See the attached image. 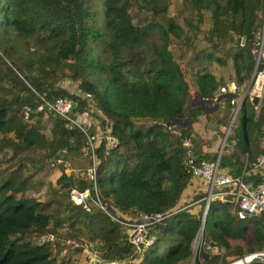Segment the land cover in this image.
<instances>
[{
    "label": "trees",
    "instance_id": "1",
    "mask_svg": "<svg viewBox=\"0 0 264 264\" xmlns=\"http://www.w3.org/2000/svg\"><path fill=\"white\" fill-rule=\"evenodd\" d=\"M263 5L264 0H0V264H82L87 252L107 263L189 264L199 208L180 209L164 226H153L154 240L139 256L122 226L93 204L90 186L88 211L73 204L69 189L86 181L55 160L59 150L70 166L71 155L86 153L88 159L86 137L77 127L66 128L44 103L68 96L74 111L85 110L115 136V147L102 140L96 148L102 166L95 182L103 205L130 218L171 209L190 184L181 139L194 141L192 125L204 113L194 96L211 100L228 78L242 90ZM229 32L241 36L240 45L225 46ZM255 101L246 97L241 104L219 156L231 174L239 171L243 154L252 160L264 150V98L257 116ZM94 128L88 127L89 135ZM212 155L204 152L195 160ZM263 221L262 214L237 219L227 203L211 199L203 229L212 253L205 260L212 262L220 247L234 257L260 249Z\"/></svg>",
    "mask_w": 264,
    "mask_h": 264
},
{
    "label": "built area",
    "instance_id": "2",
    "mask_svg": "<svg viewBox=\"0 0 264 264\" xmlns=\"http://www.w3.org/2000/svg\"><path fill=\"white\" fill-rule=\"evenodd\" d=\"M262 18V27L256 32L253 45L250 48L253 59L251 74L247 82L243 84L242 90H238L235 80L228 78L224 84L219 86L212 99L208 101L209 104L215 101L219 104L227 103L229 107L226 119L222 124V135L218 138L217 151H214L211 158H199L196 161L197 154L194 152L196 138L194 141L189 136H184L181 139V145L185 149V157L182 162L185 170L189 173L188 181L190 184L171 209L154 213L141 212L134 218L119 215L110 208L107 210V207L100 202L96 188V168L99 163L96 157V148L102 140L108 149L115 147L117 144L115 136L109 132L107 127L100 128L97 126L98 121H94L85 110L74 111V103L70 97L58 96L52 101L44 100L45 106L53 114L63 119L66 128L77 127L86 137L85 143L88 146L89 161L83 168H79L76 174L77 179L86 181V184L82 188L72 186L68 192L69 198L73 204L88 211L86 197L89 198L90 186L93 190L91 197L93 204L101 209L115 224L122 226L127 241L134 246L139 256L140 252L154 240V236L150 232L153 226H164L167 218L175 211L195 207L199 208V222L191 242L189 264H250L251 262L264 264V244L260 249L249 250L237 257L224 256L226 250L220 247L215 252L214 260L210 263L207 262L205 259L211 257L212 247L205 240L203 229L209 202L214 198L221 203H227L230 215L237 219L242 220L259 214L264 216V150L257 152L252 160L247 158L246 153L243 154L240 157V169L236 174H231L227 167L219 164V156L241 104L246 97L248 99L255 97L256 101L253 108L255 116H257L264 98V13ZM61 84L69 91H76L70 81H62ZM90 125L95 126L92 136L87 131ZM259 128L264 130V123H261ZM173 132L179 134L177 129H173ZM55 162L60 163L64 171L78 170V168L70 166L63 157L58 156ZM261 227L264 231V221L261 223ZM87 257L88 263L95 260L90 253H87ZM131 264H135V259L132 260Z\"/></svg>",
    "mask_w": 264,
    "mask_h": 264
},
{
    "label": "rangeland",
    "instance_id": "3",
    "mask_svg": "<svg viewBox=\"0 0 264 264\" xmlns=\"http://www.w3.org/2000/svg\"><path fill=\"white\" fill-rule=\"evenodd\" d=\"M264 53V52H263ZM227 75V74H226ZM229 76L227 75L226 77H225V79L226 78H228ZM74 85H72V87H73ZM195 96H194V101H195ZM210 100V99H209ZM214 118H216L215 116H213V112H209V113H200L199 115H198V117H197V121H199L200 123H204V125L206 126V128H207V136H206V138L204 139V142H205V144L206 145H208L209 147H213V150L212 151H214L215 149V152L217 151V148H218V143H217V139H216V135H219L218 136V138L222 135V132H221V126L219 127H214L213 125H212V121H214ZM200 140H202V139H200ZM196 141H197V139H196ZM85 149V147L84 146H81L80 147V150H81V152H84L83 150ZM227 150V144H225V146L223 147V150H222V153H224L225 151ZM214 152H212L211 154H213ZM71 155V154H70ZM80 158V159H79ZM76 157L75 155H71L70 156V158H69V160H71L70 162L72 163V164H74V165H76V166H73V167H84L86 164H87V161H88V159H87V154L85 153L84 155H81L80 157ZM250 233H251V230H250V228L249 227H247L246 229H245V231H244V234H245V236H247V239L249 240L248 242H251V240L252 239H250ZM246 240V239H245ZM245 244V243H244ZM232 248V247H231ZM160 250V249H159ZM85 252H87L86 251V249L84 250ZM231 250L229 249V250H226V252H225V254H224V256H226V257H230V256H232L231 254V252H230ZM88 253V252H87ZM245 253H247V252H245ZM82 256H83V258L81 259L83 262H82V264H88L87 262H88V259L86 258V257H84V254H82ZM86 256V255H85Z\"/></svg>",
    "mask_w": 264,
    "mask_h": 264
},
{
    "label": "water",
    "instance_id": "4",
    "mask_svg": "<svg viewBox=\"0 0 264 264\" xmlns=\"http://www.w3.org/2000/svg\"><path fill=\"white\" fill-rule=\"evenodd\" d=\"M263 13H264V5H263ZM241 44V36L238 34H235L233 32H229L226 36L225 39V46L227 48L231 47V46H236V45H240ZM195 103L198 104L201 108V110L205 113H209V112H214L215 110H218L220 112H227L229 110V107L227 105V103L224 104L225 109H223V107L217 102L215 101L212 104H209L208 101L209 99H205L202 98L200 94H196L195 95ZM184 120H186V117L184 118ZM174 122L176 124H178L179 126L182 125V121L181 120H174ZM167 124V122H165ZM222 124L224 123V121L221 122ZM57 155L60 157H64L65 155V151L63 150H59L57 152ZM235 158H237V156H235ZM101 163L97 164V168H96V174L99 173L100 169H101ZM86 199H88V197H86ZM107 210H109V208L107 207ZM121 231V229H120ZM89 264H128V262H111V263H107V262H100L98 260H93V261H89Z\"/></svg>",
    "mask_w": 264,
    "mask_h": 264
},
{
    "label": "crops",
    "instance_id": "5",
    "mask_svg": "<svg viewBox=\"0 0 264 264\" xmlns=\"http://www.w3.org/2000/svg\"><path fill=\"white\" fill-rule=\"evenodd\" d=\"M263 21V20H262ZM221 106H223L224 104L223 103H220ZM220 111L216 110L214 111L213 113V116H215L216 118H214V123H212V125L214 127H222V123L219 119V115H220ZM222 120V119H221ZM192 129H193V132H194V136L195 138L197 139L196 143H195V148H194V152H196L197 155H200V154H203L204 152H209V153H212L214 151L213 150V147H209L208 145L205 144L204 142V139L206 138L207 136V128L206 126L204 125V123H200L199 121H195L192 125ZM220 135V134H219ZM219 135H216V139H217V142H218V136ZM202 139V140H200ZM78 158L80 157V155L77 156ZM80 159V158H79ZM72 166H76L74 164H72ZM78 168V170H76V174L78 173L79 171V167H76ZM77 178V177H76ZM181 197V196H180ZM179 197V198H180ZM89 264V263H88Z\"/></svg>",
    "mask_w": 264,
    "mask_h": 264
},
{
    "label": "flooded vegetation",
    "instance_id": "6",
    "mask_svg": "<svg viewBox=\"0 0 264 264\" xmlns=\"http://www.w3.org/2000/svg\"><path fill=\"white\" fill-rule=\"evenodd\" d=\"M223 107V109H225V107H224V105L222 106ZM221 114L219 115V119H220V121L222 122V121H224L225 119H226V116H227V112H220ZM222 119V120H221Z\"/></svg>",
    "mask_w": 264,
    "mask_h": 264
}]
</instances>
